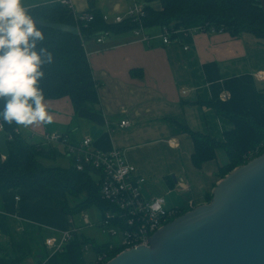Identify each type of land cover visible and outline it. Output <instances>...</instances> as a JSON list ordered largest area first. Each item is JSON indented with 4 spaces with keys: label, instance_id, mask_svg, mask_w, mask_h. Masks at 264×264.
I'll return each mask as SVG.
<instances>
[{
    "label": "crops",
    "instance_id": "0c3cea01",
    "mask_svg": "<svg viewBox=\"0 0 264 264\" xmlns=\"http://www.w3.org/2000/svg\"><path fill=\"white\" fill-rule=\"evenodd\" d=\"M53 1L58 0H24V3L31 7ZM259 3L264 14V0ZM89 4V0H71L74 12L88 11ZM93 4L100 14L112 16L123 13L129 0H93ZM150 5L158 8L159 2L152 1ZM142 30V34H135L133 29L107 30L101 41L93 38L83 44L92 77L98 82L93 110L74 111L67 96L46 99L52 122L21 126L20 133L28 142L43 146L46 145L42 134L56 132L73 143L88 136L92 146L102 151L116 148L135 172L145 178L144 197L159 195L169 207L189 210L207 203L206 195L211 194L221 178L219 167L227 159L217 149L215 157L196 165L192 161L194 146L188 130L222 141L225 133L232 130L233 122L216 107L244 112L264 122V110L256 98V93L264 92V39L247 30L232 34L203 29L188 32L179 41L163 43L161 26ZM122 119H128L130 125L118 127ZM0 135L3 160L5 138L1 132ZM49 145L54 151L46 159L62 156L71 164V159L61 152L60 144ZM90 176L98 182V171L91 170ZM64 200L67 201L65 193L56 188L1 191L0 213L17 232L24 222L38 225L44 229L45 240L56 237L68 226V218L72 216L65 215L56 205ZM82 233L86 234L83 230ZM95 234H100L101 239L86 234L90 242L108 241L101 231ZM0 249L12 252L11 236L1 231ZM28 259L35 262L32 256L24 261Z\"/></svg>",
    "mask_w": 264,
    "mask_h": 264
},
{
    "label": "trees",
    "instance_id": "16d2710c",
    "mask_svg": "<svg viewBox=\"0 0 264 264\" xmlns=\"http://www.w3.org/2000/svg\"><path fill=\"white\" fill-rule=\"evenodd\" d=\"M152 1L156 0H145L143 27H201L204 30L212 27L214 32L229 31L232 34L247 30L264 39V14L259 0H157L158 8L150 5ZM89 3V10L86 12L90 16L83 20H76L72 9L58 1L28 7L35 20L77 27L78 34H70L38 25L45 35L41 43L54 56L53 63L45 68L40 86L45 91L46 99L67 96L74 111L81 108L93 110L97 104L98 82L91 74L83 47L85 41L96 39L103 31L132 30L137 26L128 19L114 25L107 24L100 11L95 8L93 0H89ZM256 98L264 110V92L256 93ZM216 110L233 122L232 130L225 133L222 141L217 142L199 132H188L193 140L192 161L196 165L215 157L217 149L225 153L227 161L219 167V175L223 177L246 161V153L251 152L254 156L264 151V122L244 112L218 107ZM13 126L12 123H3L6 156L3 160L0 158V192L21 187L56 188L75 196L83 192V197L71 204L65 200L56 202L65 215L84 210L90 204L96 205L101 213L108 207L99 196L98 182L90 176L94 169L87 166L77 171L72 161L68 167L43 165L39 159L50 158L54 150L50 145L28 142L21 133L13 134L11 139H7L6 134L12 131ZM210 198L211 194L206 195L205 201L208 202ZM178 209L179 214L187 210ZM21 226L17 232L11 227L9 219L0 213V231L11 236L12 245L10 254L0 249V264H21L27 256L34 257V264H92L91 259L86 262L83 246L91 243L95 258L107 245V242H90V238L80 231L71 237L61 252L49 255L43 244L44 229L29 222H24ZM115 252L113 250L109 255L113 256Z\"/></svg>",
    "mask_w": 264,
    "mask_h": 264
},
{
    "label": "water",
    "instance_id": "95a60500",
    "mask_svg": "<svg viewBox=\"0 0 264 264\" xmlns=\"http://www.w3.org/2000/svg\"><path fill=\"white\" fill-rule=\"evenodd\" d=\"M35 22L78 34L75 25ZM103 264H264V151L221 177L207 203L157 228L146 246Z\"/></svg>",
    "mask_w": 264,
    "mask_h": 264
},
{
    "label": "built area",
    "instance_id": "2783aa9c",
    "mask_svg": "<svg viewBox=\"0 0 264 264\" xmlns=\"http://www.w3.org/2000/svg\"><path fill=\"white\" fill-rule=\"evenodd\" d=\"M60 4L71 8V0H58ZM73 11V10H72ZM76 20L89 18L88 12L76 13L73 11ZM145 17V0H129L123 13L108 16L102 14L105 22L119 23L124 19L131 20L137 26L133 29L135 34H142V20ZM203 30L201 27L191 28H167L162 27L161 38L163 43L173 40L179 41L188 32ZM210 31H214L212 27ZM220 32V31H218ZM108 31L100 33L96 41H101ZM173 36V37H172ZM187 49L186 46H183ZM130 125L128 119H122L117 123L118 127ZM20 127L14 124L12 131L6 134L11 139L13 134L20 133ZM112 129V128H111ZM0 132H3V123L0 122ZM43 144L50 142L59 143L64 149L62 153L72 160L77 171L84 167H90L99 172V196L105 201L108 207L100 214L96 226L108 237L106 249L100 251L94 258L92 264H103L116 250L115 254L131 247L147 245L149 236L160 226L169 222L179 215V209L169 207L162 196L146 198L142 194V185L145 182L143 176L135 172L133 165L129 164L121 152L112 148L102 151L92 146L88 136H83L78 142L67 140L64 134L56 132H44L42 134ZM252 153H246L245 158L249 160ZM18 200V197L15 196ZM81 219L84 226H89L87 215L81 212ZM79 227L74 225L72 217L68 218V226L61 229L56 237H49L44 240L45 248L50 254L61 252L63 246L78 233ZM87 246L84 245L83 249ZM114 254V255H115ZM21 264H34L32 259L21 262Z\"/></svg>",
    "mask_w": 264,
    "mask_h": 264
},
{
    "label": "clouds",
    "instance_id": "9594fccd",
    "mask_svg": "<svg viewBox=\"0 0 264 264\" xmlns=\"http://www.w3.org/2000/svg\"><path fill=\"white\" fill-rule=\"evenodd\" d=\"M44 39L24 0H0V122L24 128L52 122L40 86L54 61Z\"/></svg>",
    "mask_w": 264,
    "mask_h": 264
},
{
    "label": "rangeland",
    "instance_id": "374dc122",
    "mask_svg": "<svg viewBox=\"0 0 264 264\" xmlns=\"http://www.w3.org/2000/svg\"><path fill=\"white\" fill-rule=\"evenodd\" d=\"M0 137H1V135H0ZM3 138V137H2ZM4 139V138H3ZM50 144H52V145H57V144H59V143H55V142H50ZM0 148L1 149H3L4 150V146L2 145V140H1V143H0ZM64 149H62L61 148V152L63 151ZM250 153V152H249ZM257 155V154H256ZM256 155H254V156H256ZM254 156H252V157H254ZM252 157H250L249 159H251ZM40 160V162H42V163H44V164H47V165H59V166H68L69 165V160L68 159H66L65 157H62V156H56L55 157V159L54 160H50V159H46V158H40L39 159ZM247 161V160H246ZM245 161V162H246ZM244 162V163H245ZM83 195H84V193L83 192H81L79 195H77V196H75V195H73V194H69V193H65V199L67 200V203H69V204H71V203H73L74 201H77V200H79L80 198H82L83 197ZM85 213H86V215L88 216V221H89V223H90V225H91V223H93L94 224V226L92 225V226H84L83 224V221H82V219H81V212L79 211V212H77V213H74V214H72L71 216H72V218H73V221H74V225L75 226H78V227H80V226H82L83 225V229L82 228H79V230H78V232H80V231H82L83 230V232H85L86 234H89V235H93V236H95L96 237V239L97 240H100L101 239V235L100 234H95L96 232H99L100 233V231L98 230V229H100L98 226H96V222H97V220H98V218H99V214H100V212L98 211V208H97V206L96 205H94V204H90L89 206H88V208H86L85 210H83ZM85 234V235H86ZM86 246H87V248L86 249H83V254H84V257H85V260H86V262H88L89 261V259H91V260H94V255H93V253H92V248H91V245H90V243H87V244H85Z\"/></svg>",
    "mask_w": 264,
    "mask_h": 264
},
{
    "label": "bare ground",
    "instance_id": "6f19581e",
    "mask_svg": "<svg viewBox=\"0 0 264 264\" xmlns=\"http://www.w3.org/2000/svg\"><path fill=\"white\" fill-rule=\"evenodd\" d=\"M20 131V130H19ZM20 134V133H19ZM72 161V160H71ZM50 253V252H49Z\"/></svg>",
    "mask_w": 264,
    "mask_h": 264
}]
</instances>
